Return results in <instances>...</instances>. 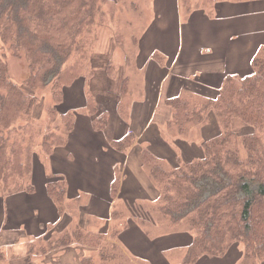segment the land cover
Returning a JSON list of instances; mask_svg holds the SVG:
<instances>
[{"label":"trees","instance_id":"obj_1","mask_svg":"<svg viewBox=\"0 0 264 264\" xmlns=\"http://www.w3.org/2000/svg\"><path fill=\"white\" fill-rule=\"evenodd\" d=\"M110 4L114 5L110 0H0V184L5 194L0 198L35 197L39 185L44 184L42 191L54 215V223L45 222L42 232L44 238L50 229L51 238L38 236L35 242L39 241L30 246V251L28 248L29 255L24 260L80 243L84 249L90 248L81 264H129L130 258L118 247L119 236L130 227V219L153 239L179 230L183 223L189 225L190 229L183 232L194 235L183 249L180 264L223 257L235 243L242 244L244 250L239 264L264 260V45L252 60V72L245 76L223 75L215 96L186 90L166 100L173 112L167 123L179 134L188 135L192 125L202 130L212 117H216L220 131L218 128L210 138L200 135L202 154L188 162L179 155L171 163L149 146L140 147L149 190L157 191L151 213L129 216L130 210L126 214L116 209L123 183L120 172L111 186L113 224L107 233L80 223L63 232L56 228L62 217L72 214L70 203H81L84 196H70L67 178L55 170L44 174L50 180L38 185L43 175L37 179L36 154L42 159L48 157L53 166L54 153L69 145L77 115L73 110L62 113L58 107L64 102L67 88L81 78L85 79L84 109L92 118L93 129L103 132L109 125L110 112L101 110L90 91V82L95 74L91 52L97 23L104 21ZM6 49L27 62L28 75L21 83L9 74ZM152 56L162 60L156 52ZM127 86L128 77L123 81L119 104V112L126 120L131 111L124 101ZM47 88L52 103L47 108V122L42 125L35 113L36 92ZM240 127L252 130L243 134ZM136 144L133 131L111 142L112 147L124 153ZM27 203L24 201L22 206L24 213L18 218L13 216L15 233L28 221L23 215L31 209ZM5 212L0 208V224ZM34 250L37 251L33 253ZM165 260L163 257L167 264ZM147 261L154 264L149 257Z\"/></svg>","mask_w":264,"mask_h":264},{"label":"rangeland","instance_id":"obj_2","mask_svg":"<svg viewBox=\"0 0 264 264\" xmlns=\"http://www.w3.org/2000/svg\"><path fill=\"white\" fill-rule=\"evenodd\" d=\"M110 1L114 3V5L110 4L107 7L104 21H99L97 23L96 41L91 52L92 66L93 63L98 65V72L93 76V78L97 77L93 87H91L90 82V91L97 101L96 95H98L100 99V102H98L102 111L106 109L105 103L107 101L103 103V97L101 96L108 93L109 89L112 88L113 92L108 96H112V100H114L119 93L121 94L122 84L126 77H128V86L124 101L131 106L135 105L132 103L135 98L144 94L146 80L149 82L151 76L150 80L152 81V76L159 66L158 72H162L161 68L167 64L168 66L174 64L172 67H175L178 62V55L175 59V51L176 48L180 49L181 43L179 40L181 39L179 34L182 31L180 28L175 30L177 24L186 30L189 28L188 25L192 22L191 19L193 18L196 19L195 22L198 25L200 23L204 25L206 19L214 20L215 22L219 21L222 27H227V36L232 38V44L225 50V53L228 52L230 57L237 60H241L245 57V47L249 44V40L252 42L258 40L260 45L250 59L249 69L245 72L239 71V74L242 76L249 75L250 72H252V60L258 50L264 47V6L261 4H264V0H180L179 6L175 5V0ZM254 4L256 7H259L258 10L255 9ZM203 16L204 20L201 21ZM184 35V39L187 41L188 38L194 36L192 32L189 34L185 33ZM1 46L2 43L0 40V51L2 50ZM188 49L189 48L182 46L179 53L183 63H186L185 59L189 52ZM5 52L7 54L6 59L9 65V74L11 78L18 83L23 82L28 75L26 74L28 72L26 60L14 57L8 49H6ZM155 52L161 56L160 58L162 60L159 61V58L152 56ZM217 54L222 55L221 53ZM151 56L153 58H151ZM160 63H164V65L161 66L159 65ZM155 64H158V67ZM239 64H242V62H239ZM152 65L154 66V72L151 70ZM157 78H159L158 75ZM196 80L200 83L194 85H192V83L186 84V86L181 88L182 92H187L186 90H188L195 94L205 93L208 95V90L201 84V78L197 77ZM210 80L214 79L210 78L209 81ZM156 88L157 86L155 84L151 91V97L154 96ZM36 95L38 97V104L35 113L39 123L45 125L48 119L47 108L52 103L51 93L47 88L38 90ZM215 95V92L210 94V96ZM85 104V79L81 78L72 88H67L64 102L60 104L58 108L62 113L73 110L77 117L82 115L89 116L84 109ZM154 112L152 117L154 122L152 125L153 127L154 124L160 126L161 135L154 140L149 139L148 141H141L142 137L137 135V144L134 148L139 153L140 147L149 146L152 148L155 141L158 140L159 148H157V150L159 153H161L160 149L163 145L167 146L168 143L171 149L177 153V155L181 156L183 161H185V158L189 155L192 156L195 155V153L198 155L200 154V149L202 151V139H200L202 130L199 129V127L192 125L188 135L179 134L177 128L170 127L167 123V116H169L172 110L164 101H160L156 105ZM129 119L131 121V118ZM136 120H139V118ZM142 122L143 121L140 123ZM210 123L214 127L217 124L216 126L220 131L216 117H213L209 124ZM238 130L240 133L244 134L251 131L252 128L240 127ZM93 131L100 135L103 133L95 131L94 129ZM193 136L194 138H191ZM89 142L86 137L75 138V142L72 143V149L74 150L72 151V155L69 154L67 146L59 148L64 150L61 153H54L52 158L55 161V165L53 166L50 164V161H48V157H43L42 159L38 153L36 154L38 162L37 179L40 175H43L41 181L38 179V185L42 183V181L50 180V178L46 177L44 174L49 175L55 170V172L58 173L61 171L65 175L64 177L68 178L69 185H73L74 190L79 188L82 191H86L81 193L84 196L81 203H70L72 214L62 217V220L56 227L59 228V232H63L67 229L71 230L80 223L84 226L86 225L90 230L96 229L97 232L101 229L102 232L107 233L112 225L109 224L108 228H101L107 219H111L112 212L110 211V207L112 205V200L109 189L114 176L112 172H115V176L121 172L123 180L124 178L126 179L123 170L126 162L125 158L128 157V153L120 152L112 146H107L105 141H96L90 143L91 154L89 155L85 152V147L89 146ZM165 151L166 152L161 155H167L168 153L171 158L174 157L172 152L166 149ZM168 160L171 163L174 162L173 159L169 158ZM128 184L130 187L128 185V189L125 190L124 193H122V191L120 192L116 209L118 211H125L126 214L128 210H130L129 216L145 212L151 213L150 208L156 206V203L150 199L130 197L129 193L135 192L136 188L133 186L135 182L130 181ZM40 185L37 195L35 197L32 196L33 198H21L20 195L9 197L5 200L0 198V208L6 211L5 218L0 224V228L2 229L0 232V253L3 254V260L0 261V264H81L80 250L76 247H72L64 253L54 254L56 250H52L46 253L34 254L31 260H24L25 256L28 254V248L30 251V246L35 245L34 243L39 241L37 240L35 242V239L38 236L43 238L44 235H42V232H44V223H54L51 205L48 204L46 197H44L45 194H43L42 191V189H45L44 184L42 186ZM89 191L97 192L92 195ZM3 195L5 194L0 184V196L4 197ZM4 201L6 202L3 205L2 203ZM24 201H28V207L31 206V209H29L30 212L27 210L26 214H23L28 218V221L22 224L23 228L21 231L15 233L16 225L13 227V216L18 218L20 213H24L22 207ZM60 217L61 215H58L57 218L61 219ZM95 218L101 221L95 220ZM40 225H42V231L40 230L41 233L39 235L29 234V232L33 230V227L37 228ZM188 229H190L189 225L183 223V227L169 233L168 236H173L174 233L178 234ZM192 235H194V233ZM51 236L52 231L49 229L43 239L49 240ZM79 245L81 246L80 243ZM121 250L130 258L131 261H129V264H150L147 261L148 257H151L152 253L157 252V249H155L154 252L149 255L146 253L145 256L139 253L134 254L127 252L122 243L119 244L118 247V251L121 252ZM36 251L37 250H34L33 253ZM243 251V245L235 243L220 260L218 259L212 262V264H239L243 261ZM89 253L90 248L85 247L82 255H88ZM183 257L184 250L174 251L171 254V263L178 264L179 262L180 264ZM140 258H143L141 260H144L146 263H144V261L141 262ZM152 258H155V261H157H154V264H164L163 261L158 262V260H160L158 252L154 253ZM248 264H264V260H250Z\"/></svg>","mask_w":264,"mask_h":264},{"label":"crops","instance_id":"obj_3","mask_svg":"<svg viewBox=\"0 0 264 264\" xmlns=\"http://www.w3.org/2000/svg\"><path fill=\"white\" fill-rule=\"evenodd\" d=\"M180 0H175V5L179 6ZM263 6L264 4L261 3ZM254 7L256 10H258L259 7H256L254 4ZM192 22L189 23L188 29H184L182 26H179L177 24L176 29L179 28L182 29V31L179 34V37L181 40L180 43V49L176 48V57L178 55V62L175 65V67H172L174 64H171V66L164 65V63H160L159 65H164L162 67V72H158L160 66L158 67V64H155L158 69L156 72H154V66L152 65L151 70L154 72V75L152 76V81L149 78V82L146 80L145 84V92L142 95H139L138 98H135L132 103L135 105H131V111L129 114L130 119L126 120L123 118L121 113L119 112V104L122 99V95L119 93L114 100H112L111 95L113 90L112 88L109 89V92L105 95H102L103 97V103H105V108L110 112V121L107 129L103 131L102 135L96 133L93 131L92 127V118L91 116H78L76 121V127L75 131L70 137V143L67 145V150L69 151V154L72 155V151H74L72 148V143L75 142V138H84L86 137L89 146L85 147V152L87 154H91V142H104L107 146H111V142L115 139L122 138L125 136L128 132L133 131L136 133V135L141 136L143 140H149V139H156L158 136L160 137V126L157 124H154V127L152 125L153 121V115L155 111L156 105L160 101H164L166 104V100L172 96H177L179 93L182 92V87L186 86V84L192 83V85L200 83L197 81V77L201 78L202 85L208 90V95L205 93H202L203 95L210 96L211 93L215 92L216 94V86L220 82V78L223 77V75H226L228 73H238L239 71L245 72L249 69V63L252 55H254L257 48H259V41H251L249 40V44H247V47H245V57L241 60H237L233 57H230L228 55V52L225 53V50L229 48V46L232 44V38L227 36V27L224 28L222 25L218 22H215L214 20L206 19L203 24H196L195 18L191 19ZM204 20V16L201 19V21ZM222 22V21H220ZM245 28V27H244ZM246 29V28H245ZM192 32L194 36L191 38H188V41L185 38V33ZM177 34V33H176ZM184 35V37H183ZM178 37V36H177ZM176 37V38H177ZM182 46L185 48H189V52L187 53V57L185 59L186 63H183L181 57L179 56V53L181 51ZM217 53H221L217 54ZM151 58H153L151 56ZM152 60V59H151ZM188 62V63H187ZM239 62L242 64H239ZM98 65L93 63V69L96 72H98L97 69ZM211 72V74H210ZM157 75L159 78H157ZM197 76V77H195ZM96 78L94 77L91 81V87L94 86V83L96 82ZM212 78L214 80L209 79ZM196 81H195V80ZM187 80V81H186ZM189 81V82H188ZM76 81L75 83H77ZM149 83V85H148ZM156 84L157 88L154 91V96L151 97V91L154 88V85ZM74 86V85H73ZM72 88V86H71ZM184 89V88H183ZM97 99L100 102V99ZM158 102V103H157ZM168 106V105H167ZM101 107V106H100ZM157 109V108H156ZM172 110V109H171ZM172 117V112L167 116V120ZM139 120H136L138 119ZM213 118V117H212ZM211 118V119H212ZM129 121V122H128ZM143 121L142 123H140ZM203 135L201 137L210 138L213 137L218 131V127L215 125H211V123L207 126H205L203 129ZM140 144V143H139ZM200 144V143H199ZM71 148V149H70ZM151 148V147H150ZM159 148L158 140L155 141L154 146L151 148L154 153L157 155L164 154L166 151H170L173 154V158L168 155H161L164 156L166 159H173L178 160L177 153H175L169 144L163 145V147L160 149V152L157 150ZM64 149H58L56 152L61 153ZM194 150V149H193ZM196 151V150H194ZM128 157L125 158V166L123 170V174L125 175L126 179H122V187L121 191L122 193L125 192V190L128 189V183L130 181L135 182L133 185L136 188L135 192L129 193L130 197H134L137 199L143 198V199H150L152 201L156 200L157 197V191H151L149 190V179L146 176L145 170L142 167V162L140 158V153L133 147L128 152ZM202 154V151L200 149V154L198 155L195 153V155L187 156L185 158V161H190L193 158L200 157ZM189 157V158H188ZM189 159V160H186ZM55 163V161H54ZM60 171V170H59ZM61 172V171H60ZM62 173V172H61ZM63 174V173H62ZM113 180L117 177L115 176V172H112ZM64 175V174H63ZM65 176V175H64ZM68 180V178H67ZM69 182V181H68ZM112 182L110 184L109 194L111 197V186ZM100 184V182H99ZM130 187V185H129ZM120 191V192H121ZM82 192H86L85 190H81L79 188H76L74 190L73 185H70L69 187V194L70 196H77L81 195ZM97 191H89L90 194L94 195ZM95 198V197H94ZM112 205L110 207V211L112 212L113 209V203L114 200L112 199ZM118 201L116 200V204L118 205ZM95 220L101 221L98 218H95ZM107 223L105 224L104 228H108L109 224H113L111 219L106 220ZM109 221V223H108ZM130 227L126 230L122 231L119 240L122 243V245L125 247L127 252H131L134 254H142V255H149L152 252L157 249L158 256L160 260L158 262H161L163 260V257L167 258V261L165 262L167 264L171 263V254L174 251L177 250H183L188 243L190 242V238H192V235L187 232H181V233H174V235H166V236H160L157 238H151L147 232L137 225L134 221L131 219L129 220ZM134 225V226H133ZM42 228L39 227H33V230L29 232L30 235H39L41 233ZM41 230V231H40ZM96 230V229H94ZM43 234V233H42ZM70 248H67L66 250H69ZM66 250H59L56 253H64ZM82 250V249H81ZM83 251V250H82ZM154 252V253H157ZM168 252V253H167ZM27 253V252H26ZM152 256L149 257L150 260L155 261V258ZM18 256V255H17ZM28 254L25 256L27 257ZM140 257V256H135ZM222 257L218 258H211V257H204L202 258L197 264H212V262H215L216 260H220ZM143 259V258H140ZM23 261V260H22ZM144 261V260H143ZM179 264V262H178Z\"/></svg>","mask_w":264,"mask_h":264}]
</instances>
